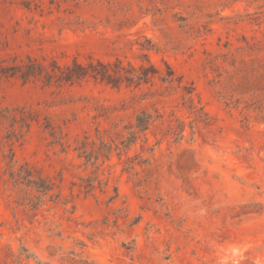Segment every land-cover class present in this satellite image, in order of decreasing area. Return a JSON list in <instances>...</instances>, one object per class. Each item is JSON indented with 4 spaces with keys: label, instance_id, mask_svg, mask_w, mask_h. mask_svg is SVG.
Listing matches in <instances>:
<instances>
[{
    "label": "rangeland",
    "instance_id": "1",
    "mask_svg": "<svg viewBox=\"0 0 264 264\" xmlns=\"http://www.w3.org/2000/svg\"><path fill=\"white\" fill-rule=\"evenodd\" d=\"M0 264H264V0H0Z\"/></svg>",
    "mask_w": 264,
    "mask_h": 264
},
{
    "label": "trees",
    "instance_id": "2",
    "mask_svg": "<svg viewBox=\"0 0 264 264\" xmlns=\"http://www.w3.org/2000/svg\"><path fill=\"white\" fill-rule=\"evenodd\" d=\"M100 66L103 67V68H105V69L107 68V67H105L104 65H101V64H100ZM77 69H80L81 70V67L78 66ZM100 76L102 78H104V79L107 78V80H109L108 78H110V77H107L106 75H104L103 73H101ZM144 120H146L145 115H142V116L138 117V119H137V128L139 129V132L140 133H144L148 129V123H147L148 121L146 123H144ZM133 136L135 137L136 135L134 134Z\"/></svg>",
    "mask_w": 264,
    "mask_h": 264
}]
</instances>
